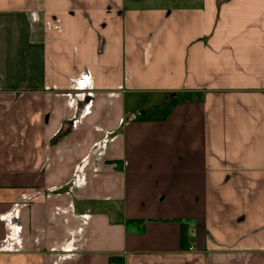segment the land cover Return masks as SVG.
<instances>
[{"label": "crops", "instance_id": "1", "mask_svg": "<svg viewBox=\"0 0 264 264\" xmlns=\"http://www.w3.org/2000/svg\"><path fill=\"white\" fill-rule=\"evenodd\" d=\"M264 264V0H0V264Z\"/></svg>", "mask_w": 264, "mask_h": 264}, {"label": "built area", "instance_id": "2", "mask_svg": "<svg viewBox=\"0 0 264 264\" xmlns=\"http://www.w3.org/2000/svg\"><path fill=\"white\" fill-rule=\"evenodd\" d=\"M109 264H116V262H114V261H110Z\"/></svg>", "mask_w": 264, "mask_h": 264}]
</instances>
